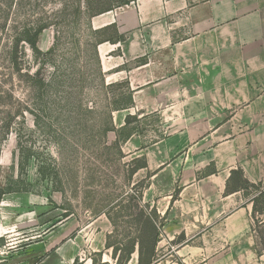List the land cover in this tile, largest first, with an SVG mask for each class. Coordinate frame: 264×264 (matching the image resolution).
Segmentation results:
<instances>
[{"label":"rangeland","instance_id":"1","mask_svg":"<svg viewBox=\"0 0 264 264\" xmlns=\"http://www.w3.org/2000/svg\"><path fill=\"white\" fill-rule=\"evenodd\" d=\"M28 2L26 10L31 19L41 17L53 24L41 35L40 50L49 52L55 36L60 33L62 45L53 58L61 67L60 74L73 64L74 68L67 73L74 71V77L72 81L63 77L54 108L49 105L51 108L46 107L48 111L33 112L39 115V124H35V114L25 110H33L31 104L35 94L27 82L18 76L8 77V72L0 65V186L10 176L12 166L17 171L18 134L22 136L23 146L31 150L28 151V177L33 184V193L7 195L0 204V264H116L113 250L106 248L108 235H112L110 242L116 243L124 239L125 234L134 233L125 216L127 210L122 207L135 206L137 201L127 203L126 195L134 198L144 188L145 193L152 183V174L147 170L131 173L134 159L142 157L140 146H151L154 141L159 142L186 125L171 128L156 117L158 113L146 112L149 116L140 121L139 134L121 145L123 155H119L114 147L111 148L117 139L116 133L105 135L103 131L109 122L110 102L126 87L105 89L93 47L94 39H100V36L92 38L86 26L87 14L82 15L78 25L74 23L73 11L77 3L81 2L85 7L86 0ZM94 2L99 8V3L106 5L108 0ZM114 35L110 30L107 37L113 38ZM27 55V69L35 72L38 64L30 52ZM50 63L45 69L43 67L42 75L53 80L54 69ZM119 84L126 85L125 82ZM191 106L177 107L175 113L183 116L205 110L200 105ZM243 111V105L223 110L220 112L222 123L215 126L223 129L231 126L232 140L237 151H241L239 160L257 181L248 180L264 182V106L261 104L250 113ZM118 112L113 113L116 128L121 127L118 125L124 115ZM231 112H240L234 123L231 122L234 117ZM198 118L200 116L196 115L195 119ZM198 124L200 128L201 124ZM14 154H17L16 160ZM41 164L48 167L49 178H41L38 171ZM238 168L242 169L240 162ZM204 170L198 173V179L207 178H199ZM178 174L176 172L173 176L165 172L161 176V192L166 193L169 187H173L174 197L177 196L181 181ZM144 203L156 207L152 202L144 200ZM255 221L249 233L251 246L246 250L227 252L231 254L229 258L241 260L240 264H264V254L259 256L256 251L264 250L260 239L264 233V212L257 215ZM162 234L155 264H184L178 251L186 239L177 243L180 236L168 237L163 230ZM194 243L200 244L194 240L189 242L191 246ZM188 252L189 248L182 251V255ZM137 263L136 252L128 264Z\"/></svg>","mask_w":264,"mask_h":264},{"label":"crops","instance_id":"2","mask_svg":"<svg viewBox=\"0 0 264 264\" xmlns=\"http://www.w3.org/2000/svg\"><path fill=\"white\" fill-rule=\"evenodd\" d=\"M110 26L125 41L98 46L101 70L107 84L125 82L134 98L133 108L119 111L118 126L136 112L158 113L171 128L186 125L140 146L152 174L144 200L167 215L164 234L184 235L178 251L184 264H240L227 252L251 246L252 205L241 193L226 196L227 180L239 162L247 179L257 180L239 160L231 126L215 125L225 109L264 106V0H136L91 19L93 30ZM191 105L205 110L175 113ZM210 164L217 174L198 179ZM165 172L179 173L176 197L173 187L161 192ZM193 240L200 244L191 246Z\"/></svg>","mask_w":264,"mask_h":264},{"label":"trees","instance_id":"3","mask_svg":"<svg viewBox=\"0 0 264 264\" xmlns=\"http://www.w3.org/2000/svg\"><path fill=\"white\" fill-rule=\"evenodd\" d=\"M135 1L136 0H108L106 5L99 3L100 7L96 8L94 6L96 5L94 0H86L85 3L87 5H85V7L81 5V2H78L76 8L73 11L75 16L74 23L76 25L79 24L82 15L87 14L89 18L87 20L86 26L89 29L92 38L100 36V39H94L93 47L100 72L99 74L102 77L104 87L107 90L114 89L115 86L118 87V90H121L122 88L127 87V85H118V83L109 85L106 84L104 74L101 70L97 48L100 44L105 42H110L112 44L123 42L125 41V38L123 35L118 34L116 26H110L99 31L93 30L91 27V19L111 12L117 8L129 5ZM28 4V0H0V65L2 70L8 72V77L13 79L14 76H18L21 81L28 83L31 92L35 94L36 98L31 104L33 110H25L35 114L33 112H36V110L44 112L51 107L54 108L56 104L55 97H57V94L62 86L61 84L64 82L63 77L67 78L68 81H72L74 77V71L67 73L70 68H74V65L69 64V67L65 69V73L60 74L61 67L58 66L55 59L53 58L58 54L62 45L60 33H57L55 36L54 44L49 52L43 53L40 50L39 39L45 30L53 27V24L48 22L46 19H42L41 17L31 19L26 10ZM110 30L114 31L115 35L113 38L107 37V34ZM28 52L31 53V56L38 64V69L35 72L27 69L26 59L28 57ZM48 62H51L50 65L54 69L53 80L52 78L46 79L42 75L43 67L45 69L49 64ZM109 106V122L103 133L105 135H107L108 132L116 133L117 139L111 148L114 147V149L117 150V153L122 156L123 152L121 151V145L128 142L136 134H139L140 121L146 120L149 115L143 112L134 115L128 114L124 120V125L120 128H116L114 125L113 113L129 110L134 107L133 92L120 91L116 99L110 102ZM19 115L23 116V113H19ZM16 116L18 115H15V117ZM156 117L158 119L161 118L159 115H156ZM35 118V124H39V115L35 114ZM18 139L19 160L17 163V171H15V166H12L10 176L6 179L5 184L0 186V204L7 195L33 193V184L29 181L28 177V164L30 160V152L28 151L31 150L23 146L21 134H18ZM157 142L158 141H154L151 144H155ZM16 158L17 154H14V159L16 160ZM134 162L133 168L131 169L132 175L140 172L141 170H147L148 165L145 156L134 159ZM38 171L41 178H49V174L47 173L49 169L46 165L44 166V164H41ZM216 173L217 170L214 164H211V166L205 168L199 178H205ZM144 190L145 188L142 191H139V193L134 198H132V195L127 194L126 199L129 201H125L130 203L131 200H135L137 201V204L135 206L123 205L122 207L123 209L125 207L127 210L125 216L128 218V224L132 230H134V233L129 232L125 234V236H123L125 238L116 243H111L110 238L112 235H108L106 248L113 250V258L117 260L116 264H128L132 258V255L136 252L138 253L137 264L156 263V251L159 243L162 240V230L165 226L167 217H162L158 213L155 206L151 207L149 203H144ZM37 193L39 194L40 192L37 191ZM235 193L243 194V197L248 199V204H252L251 217L252 220L256 222L255 220L257 215H262L264 212V182L261 181L259 183H252L245 177V173L241 168L234 169L231 171L230 177L227 180L225 195L228 196ZM113 224L115 223L113 222ZM184 239V235L180 236L177 239V243H180ZM260 239L264 244V233ZM256 251L259 256L264 254V250L263 252L258 250Z\"/></svg>","mask_w":264,"mask_h":264}]
</instances>
